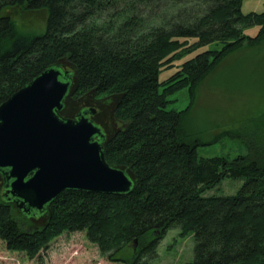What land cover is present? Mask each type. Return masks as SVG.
<instances>
[{
    "label": "trees",
    "instance_id": "16d2710c",
    "mask_svg": "<svg viewBox=\"0 0 264 264\" xmlns=\"http://www.w3.org/2000/svg\"><path fill=\"white\" fill-rule=\"evenodd\" d=\"M241 3L0 0V104L52 67L75 83L71 97L118 96L114 117L121 125L104 158L134 176L124 193L66 189L42 211L24 212L7 191V168L0 169V240L7 249L34 258L59 234L85 231L109 258L136 238V249L116 260L144 264L166 231L179 228L182 236L193 234L190 264H264V138L226 132L245 141L248 153L203 157L197 152L202 143L184 125L204 78L228 54L264 39V11L243 14ZM15 7L44 9V32L19 31L7 12ZM252 25L257 33L246 36L243 29ZM211 43L218 47L159 79L160 70L193 45ZM183 89L187 107L167 109L169 97ZM225 178L242 179L234 194L203 195Z\"/></svg>",
    "mask_w": 264,
    "mask_h": 264
},
{
    "label": "rangeland",
    "instance_id": "374dc122",
    "mask_svg": "<svg viewBox=\"0 0 264 264\" xmlns=\"http://www.w3.org/2000/svg\"><path fill=\"white\" fill-rule=\"evenodd\" d=\"M39 11H23L15 7L7 12L19 31L39 34L45 30L46 18V11ZM262 11L264 0H242L243 14ZM257 31L256 25L243 29L246 36H254ZM189 41L193 43L195 38H189ZM217 47L215 43L193 45L181 57L176 58L172 66L161 69L159 79L164 80L171 75L184 60L206 49ZM169 98L172 102L167 109L174 110L186 108L190 100L186 89L177 91ZM263 113L264 39L253 46L244 44L228 54L204 78L197 89L184 125L191 137L202 143L197 147L199 156L221 155L233 158L247 154V145L241 139L224 134L237 131L248 134L247 137L251 136L255 140L264 138V119H261ZM241 184L242 179L225 178L203 195L234 194ZM18 218L22 219L21 214ZM23 220L28 224V219ZM193 246V234L182 236L179 228H172L159 239L154 256H144L142 259L144 264H190L193 260ZM136 247L137 243L135 246L129 243L125 250L109 258L108 254L102 253L87 238L85 231L63 232L53 238L48 248L34 258H29L23 252L7 249L0 240V264H126L116 258L129 256ZM123 252L126 254L123 255Z\"/></svg>",
    "mask_w": 264,
    "mask_h": 264
},
{
    "label": "water",
    "instance_id": "95a60500",
    "mask_svg": "<svg viewBox=\"0 0 264 264\" xmlns=\"http://www.w3.org/2000/svg\"><path fill=\"white\" fill-rule=\"evenodd\" d=\"M62 74L48 68L0 104V169L7 168V191L24 212L42 211L66 189L124 193L133 184L134 176L109 165L92 140L98 126L62 115L76 89Z\"/></svg>",
    "mask_w": 264,
    "mask_h": 264
},
{
    "label": "flooded vegetation",
    "instance_id": "af4514ba",
    "mask_svg": "<svg viewBox=\"0 0 264 264\" xmlns=\"http://www.w3.org/2000/svg\"><path fill=\"white\" fill-rule=\"evenodd\" d=\"M118 101V96L109 94L96 96L94 93H85L74 97L70 95L66 98V104L61 112L62 115L72 118L85 116L98 126L100 134L94 135L92 140L98 142L104 153L121 125V122L114 117Z\"/></svg>",
    "mask_w": 264,
    "mask_h": 264
}]
</instances>
